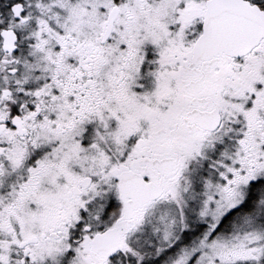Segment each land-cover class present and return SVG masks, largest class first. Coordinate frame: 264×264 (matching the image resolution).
Wrapping results in <instances>:
<instances>
[{"label": "snow or ice", "instance_id": "1", "mask_svg": "<svg viewBox=\"0 0 264 264\" xmlns=\"http://www.w3.org/2000/svg\"><path fill=\"white\" fill-rule=\"evenodd\" d=\"M0 264H264V0H0Z\"/></svg>", "mask_w": 264, "mask_h": 264}]
</instances>
